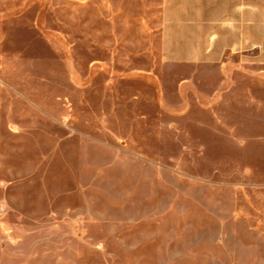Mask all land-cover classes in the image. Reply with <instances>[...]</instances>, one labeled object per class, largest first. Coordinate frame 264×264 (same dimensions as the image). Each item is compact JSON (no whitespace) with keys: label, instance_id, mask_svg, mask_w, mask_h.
Masks as SVG:
<instances>
[{"label":"rangeland","instance_id":"1","mask_svg":"<svg viewBox=\"0 0 264 264\" xmlns=\"http://www.w3.org/2000/svg\"><path fill=\"white\" fill-rule=\"evenodd\" d=\"M256 1L263 27L246 36L264 42ZM235 2L0 0V245L11 256L264 264V44L223 52L216 72L194 61L221 57ZM228 60L245 71L231 87L247 93L213 75Z\"/></svg>","mask_w":264,"mask_h":264},{"label":"crops","instance_id":"2","mask_svg":"<svg viewBox=\"0 0 264 264\" xmlns=\"http://www.w3.org/2000/svg\"><path fill=\"white\" fill-rule=\"evenodd\" d=\"M236 1L233 5V9H231V6L227 5V8L225 9V13L228 15V17L226 18V20L228 21H234V23H232V28L231 26H229L227 24V27H228V31H229V34L230 35H227L224 40L226 42V46L225 48L222 50V55L219 59H211V56H209V52L208 50H205V52L203 53L204 55L201 56L203 58H200V53H197L195 54V60L196 63L198 64L199 62H201L202 64L204 63V66L206 67H203L202 65V68H205V69H210L211 71H215L216 72V69H213L212 67L214 65H216L219 61L223 60L224 59V56L227 54V53H223V52H228V51H231L233 52L234 54L236 53H239L240 54V51H242L243 49V46L247 44H250V45H253V46H256V45H262L264 44V42H262L261 38L256 36V33L254 34V36L252 35V31H250L248 33V36H246V28H250V29H256V28H261L263 27V25L261 24V20H260V15H259V8H258V2L256 0H253L252 5L250 6V10L248 11L249 14L246 16V0H234ZM230 15V16H229ZM236 22V23H235ZM248 23V24H247ZM204 35L201 34L198 36V39L199 41H204V42H207V43H210V44H214L216 42V39H214L213 37H210L207 38L209 40H203L204 38ZM202 55V54H201ZM246 55L242 54L239 58V62H238V65L239 64H242L244 62V57ZM255 57V56H254ZM257 57H259V60H261V54L257 55ZM224 62V61H223ZM231 61L228 60L226 61V63H223V67H219V70L218 72L215 74L213 73V75L215 76H219L220 74L225 77H227L225 81H227V84L229 85L228 86V91L230 95L233 96V94H235L234 96H236L237 94H241V93H244L245 91L247 90H241L239 87V89H236L235 87H231V81L229 80V78L231 76H234L236 75L237 73H239V75L244 71L240 68H237V72L235 70H230V69H233V65L231 66ZM227 65V68H225V66ZM245 72V71H244ZM243 72V73H244ZM212 75V74H211ZM220 75V76H221ZM250 88V87H249ZM236 89V90H235ZM249 94L251 96H248V98L250 100H255L257 97H256V91L254 90L253 87H251L249 89ZM247 93V92H245ZM246 95V94H244ZM245 96H239V100L241 99H244ZM0 264H32L30 263V258L28 257H19V256H11L10 252L7 251V249L0 245ZM36 264V263H35Z\"/></svg>","mask_w":264,"mask_h":264}]
</instances>
